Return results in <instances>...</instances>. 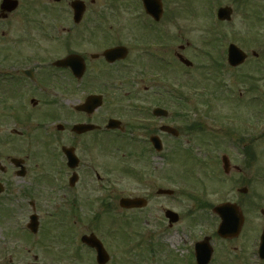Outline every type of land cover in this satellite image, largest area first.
Listing matches in <instances>:
<instances>
[{
	"label": "flooded vegetation",
	"instance_id": "1",
	"mask_svg": "<svg viewBox=\"0 0 264 264\" xmlns=\"http://www.w3.org/2000/svg\"><path fill=\"white\" fill-rule=\"evenodd\" d=\"M17 1L19 8L8 12L0 0V23L6 26L24 6L21 12L42 36L39 45L29 44L32 36L21 38L32 49L22 60L6 64L11 58L0 54V239L7 240L1 260L9 256L4 264H264V194L258 195L257 185L264 172L256 174V148L247 130H224L237 153L229 155L222 174L216 165L230 182L228 196L221 187L204 186L198 194L189 187L187 197L177 199L176 189L160 184L154 142H168L163 156L170 161L173 143L190 144V136L208 129L182 112L198 87L190 96L167 78L178 73L176 65L185 66L181 52L189 45L181 49L179 34L167 28L170 20L176 28L173 9L166 15L163 6L158 20L142 0ZM74 1L82 9L72 8ZM5 34L3 28L1 49ZM118 47L124 50L110 53ZM75 55L73 68L67 60ZM253 57L264 60L260 51ZM153 82L173 89H155ZM253 98L262 106L260 119L264 94ZM157 108L162 111L155 113ZM44 155L54 159L41 167L34 157ZM127 176L138 186L125 189ZM210 190L216 201L206 198ZM227 203L243 218L233 236L217 230L215 207ZM139 225L145 227L142 235L135 230ZM200 226L205 231L198 233ZM56 229L58 238L50 240Z\"/></svg>",
	"mask_w": 264,
	"mask_h": 264
},
{
	"label": "rangeland",
	"instance_id": "2",
	"mask_svg": "<svg viewBox=\"0 0 264 264\" xmlns=\"http://www.w3.org/2000/svg\"><path fill=\"white\" fill-rule=\"evenodd\" d=\"M23 4L25 5L24 2ZM98 4H101V0L98 1ZM174 4L176 6L175 9L172 7ZM220 5H227L232 8V20L230 22L225 21L223 24L218 25V22L214 21L215 17L213 11L220 7ZM262 5H264V1L262 3L261 0L163 1V6L166 8V15L170 14V9H173L174 13H176L175 26L177 29L171 23V20L168 22L170 27L167 25V28H169L170 31L171 29L175 30L179 34V44L181 46L187 43L189 44L185 47V51L181 53L185 54L193 63L191 68H187L184 65L182 67L176 65L175 68L178 73H172L171 76L167 77L169 78L168 81L174 82L172 87L175 89L184 87L183 91L185 92L194 91L192 89L194 86L198 87L196 90L198 93L196 92L197 94L193 95V97H189V101H184L186 106H184L182 112L187 114V118H191L192 120L195 119L199 123H203L205 128H208L197 135L195 134L196 136H190L192 140L190 144L184 141L183 144H181L182 146L176 148L173 143L174 159L170 161L161 158L157 159L160 184L169 185L173 187V189H176L178 194L177 199H185L187 197L186 193L189 189L188 187L199 189L204 188V186L221 187L225 190V195L228 196L230 182L229 180L221 179L218 170H215V164H221V158L224 154L229 156L230 154L235 155L237 153L231 144L226 141L224 130L231 129L236 132L241 130L244 133V130H247L245 134L250 138L256 148V174L258 176L263 175L264 116L259 119L260 115L257 113L262 106L259 107L258 99L253 98V96L259 93L264 94V76L261 77L260 73H258V69L261 68L262 65L264 66V60H262V62L259 60L256 61L251 55L252 51H260L262 55L264 54V8ZM23 8L24 6L21 7L15 18L8 21L6 26L0 23L1 31L3 28L7 30V34H5L4 37V44L2 45L5 46V48L1 49L0 46V54L6 53V55L11 58L5 62L6 64L14 62L12 58L22 60L21 56L32 53L31 46L26 44V40H22V37L32 36V38L29 39V44L33 42L37 43V45L40 44V37L42 35L37 31L34 23L30 21V18L26 17V15L21 12ZM123 11L125 12L124 6ZM131 17L128 18L130 23L133 22ZM26 19L30 21L27 24H25ZM164 24H166V22H164ZM32 31L33 34L30 35L29 33H32ZM220 36L222 37V41L224 39L227 44L232 42L241 46L245 52H248L249 59L242 66L236 67V69L229 68L225 65V67L222 68V73L216 75V70H219L216 69V66L213 65L211 60L212 58L213 61L216 58L221 59L219 57V52H224V47L220 39L218 40ZM15 40L17 43L10 46L5 44L8 41L12 43ZM33 48L36 49V53H43L41 46H35ZM225 57L224 55L222 56V58ZM262 69H264V67ZM247 75L248 78L252 77L255 80L253 82H247ZM241 78L245 79L244 84ZM249 80L252 81V79ZM221 83H223L226 88L219 89ZM152 84L155 89H173L168 82L166 83L167 85L165 82H163V85L160 82H153ZM254 84L258 90L255 88V92L254 90L250 92L249 87ZM188 95L191 96L190 92H188ZM34 123L36 124V122ZM178 124L184 125V122L180 121ZM39 130L43 131L42 129ZM216 141L222 142L220 143L221 148L218 150H215L217 148V146H215ZM225 141L227 142V149H224L226 145ZM168 145L167 142L165 147L169 148ZM33 148L35 150H42L43 146L33 143ZM208 150H211L210 152L212 154H210ZM34 158H38L41 162V167H43L44 164L49 165V163L52 162L51 160L54 159V157H49L47 155ZM219 171L221 172L222 170L219 169ZM207 173L214 177L210 178L211 176H206ZM123 180L125 189L129 188L130 190V188L138 186L137 183H135L136 180L130 176L125 177ZM257 185L258 195L263 196L264 182L262 183V181L258 179ZM115 186L116 183L113 184V188L121 189L120 186H116V188ZM206 198L212 201L218 199L216 193H213L211 190ZM262 205L264 206V201ZM181 208L184 207L179 205L178 209L181 210ZM261 221L262 225H264L263 218ZM148 228L153 231L152 226ZM144 229L145 227L142 225L135 227L139 235L144 234ZM197 230L198 233H201V231H205V228L204 226H200L197 227ZM59 232L60 229L52 230L48 237L50 240L58 238L56 234ZM4 242H7V240L3 241L0 239V248ZM1 257L0 252V264L9 263V256H6V261L1 260ZM15 257L14 260L16 261Z\"/></svg>",
	"mask_w": 264,
	"mask_h": 264
},
{
	"label": "water",
	"instance_id": "3",
	"mask_svg": "<svg viewBox=\"0 0 264 264\" xmlns=\"http://www.w3.org/2000/svg\"><path fill=\"white\" fill-rule=\"evenodd\" d=\"M146 2H147V6L149 5L150 11L152 10L154 12H157L156 16H158V18H159V16L162 14V10H163L161 0H146ZM2 3H3L2 4L3 10H7L8 12L10 10L17 8V6H18V3L16 0H4ZM231 13H232V8H230V7H223L219 11V15H220L222 20L223 19L230 20L231 19ZM229 58H231L232 65H234V66L243 63L247 59L246 54L242 51V49H240L236 45L235 46L230 45ZM186 63L188 65H191V63L189 61H186ZM228 163H229L228 158L225 157L224 158V164H225V168L227 170L229 167ZM163 192H167V191L163 190ZM125 201L126 200H124L123 203ZM221 207L220 206L216 207V210L219 213L221 212ZM223 207H225V206L223 205ZM228 211H229V213H226L223 217L224 222H222V224L219 228L220 229L219 232L221 235L222 234L223 235H230V236L237 235L241 230L240 227L242 226V222H243L242 219L243 218L241 217V214L238 211V209L233 210L230 207V208H228ZM172 213L173 212H171V214ZM174 215L177 217V214H174ZM262 249L263 250L261 252H263V257H264V244H263Z\"/></svg>",
	"mask_w": 264,
	"mask_h": 264
}]
</instances>
